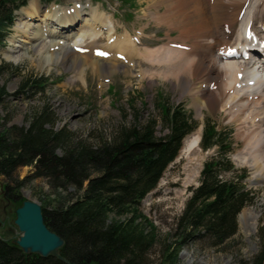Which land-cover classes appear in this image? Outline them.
<instances>
[{"label":"trees","instance_id":"16d2710c","mask_svg":"<svg viewBox=\"0 0 264 264\" xmlns=\"http://www.w3.org/2000/svg\"><path fill=\"white\" fill-rule=\"evenodd\" d=\"M26 4L27 0H0V49L7 43L17 12ZM10 70L14 69L0 63V80ZM49 82L48 77L29 75L15 94L43 95ZM10 95L0 85V175L12 184L7 187L14 208L25 200L20 193L23 182L14 179L23 166H34L36 176L48 178L55 192L74 187L76 193H67L54 206L44 200L41 204L48 228L65 240L61 254L68 263L25 253L13 240L0 238V264H146L156 235L148 234L137 222L139 207L158 187L185 137L196 128L186 109L163 98L158 115L144 123L120 125L110 139L90 143L76 140L65 127H53L55 115L47 107L25 126L9 125L2 107ZM159 123L167 133L158 134ZM202 146L204 150L217 147L218 155L204 163L200 183L191 189L177 227L185 236L220 246L238 233L239 215L255 197L247 188L248 171L237 169L229 157L232 147L226 131L208 122ZM225 173H231V178H225ZM259 237L258 252L237 264H264L263 231ZM179 251L170 252L163 264H176Z\"/></svg>","mask_w":264,"mask_h":264},{"label":"rangeland","instance_id":"374dc122","mask_svg":"<svg viewBox=\"0 0 264 264\" xmlns=\"http://www.w3.org/2000/svg\"><path fill=\"white\" fill-rule=\"evenodd\" d=\"M31 1L27 0V4L17 12L18 17L11 28L7 43L3 49H0V63L4 62L14 69L4 74L0 80V85H5L11 93L2 107V114L8 116L9 125L25 126L36 112L47 107L55 115V119L51 123L53 127L56 129L67 128L75 134L78 141L98 143L102 137L110 139L113 131L120 125H131L135 121L144 123L151 116L158 115V105L163 98L171 104L183 106L196 123L194 131L185 139L200 129H202V138L204 127L208 122L213 123L219 131L223 130L228 133L232 147L229 157L237 169L248 171L246 184L247 188L253 191L255 199L252 204L242 210L239 215V231L225 244L213 246L210 241L185 236L184 232L177 227L178 217L191 195V189L200 183L204 163L218 155V149L213 147L204 150L201 139L200 145L205 156L200 175L195 181L187 184L183 175L185 161L179 160L181 149L176 160L164 173L158 187L141 202L139 207L140 215L137 222L148 234L153 232L156 235V242L145 256L146 264H163L169 253L177 249L180 251L176 264H237L239 259H251L261 246L259 234L262 231L264 233V180L258 179V181L255 178V168L252 163L243 164L237 158V154L244 148V142L236 136L237 124L232 123L224 111L216 113V111L205 110L204 116L199 115L196 107L191 104L192 97L181 95L182 91L169 80L160 78L158 82L150 85L148 80L141 77V72L149 68V64L147 65L145 62H142L141 67H137L135 64L131 76H126L125 70L122 68L126 62V53L118 52L112 47L113 39L109 38L108 26L105 25L100 28L101 34L96 39L98 42L95 48H97L92 52L82 51L75 47L73 50L75 53L70 54L65 62L50 61L43 67L41 56L17 31L20 20H23L27 15L26 8ZM34 1L39 2L44 14L55 6L59 10L73 9L76 5L81 7V15L76 18L74 27L70 28L69 34L77 35L82 30L89 29L87 18H91L93 8H100L105 16L112 19L120 38L125 36L127 31H130L132 36L142 38L141 41L144 44L139 46L142 49L147 46L160 47L169 41V27L155 22L149 14L155 10L152 4L153 0ZM164 9V7L161 8V10ZM42 25H46L48 30L56 32L68 29L61 26L56 18L47 21V23L44 22ZM173 34L176 35L177 31ZM85 41L84 46L89 44L91 39ZM12 49L18 50L16 53L23 56L19 63L6 59L5 56ZM58 52L61 56H65V52L61 49ZM77 54L80 56L82 64L79 66L80 68L71 69ZM102 64L107 65L104 67V71L100 67ZM113 64L114 67H110V69L109 66ZM130 64L131 67L134 65L133 62ZM29 75L50 79L45 94H15L24 78ZM164 133H167V128L159 123L158 134L163 135ZM58 151L62 152L61 149ZM231 176V173L224 174V177L228 179ZM14 179L23 182L20 193L25 200H35L40 204L44 200L49 207L64 199L63 197H66L67 193H76L74 187L68 188L67 192L60 190L55 192L48 178L36 176L34 166L20 167L15 173ZM9 183L6 177L0 175V237L15 240L19 238L20 234L14 223L16 216L15 208L8 195L7 185ZM87 184L86 181L85 185ZM10 185L12 184L10 183ZM246 211H252L258 215L255 228L241 219L242 214ZM114 217L112 215L111 218ZM117 218L121 219V217Z\"/></svg>","mask_w":264,"mask_h":264},{"label":"bare ground","instance_id":"6f19581e","mask_svg":"<svg viewBox=\"0 0 264 264\" xmlns=\"http://www.w3.org/2000/svg\"><path fill=\"white\" fill-rule=\"evenodd\" d=\"M32 1L17 31L41 56L43 67L50 61L65 62L75 53V47L92 52L97 48L100 28L108 26L112 47L126 53L125 65L122 64L126 76H131L135 64L141 67L145 62L149 68L141 72V77L150 85L160 78L169 80L182 91L181 95L192 97L191 104L199 115L204 116L205 110L227 113L230 121L237 124L236 136L244 142L237 154L239 162L252 163L255 178L264 180V0H153L155 10L149 14L155 22L169 27V41L143 49L139 47L144 44L142 38L132 36L130 31L120 38L112 19L100 8H93L91 18H87L89 29L73 35L69 31L81 15V7L59 10L55 6L44 14L39 2ZM53 18L68 32L48 30L42 25ZM86 38L91 42L84 46ZM59 49L65 52L64 57ZM17 51L9 50L14 55L8 54L6 59L19 63L23 56ZM75 58L71 69L82 64L78 54ZM105 66H100L103 71ZM201 135L202 129L184 139L181 148L179 160L185 161L186 184L200 175L205 156ZM241 219L255 228L258 215L246 211Z\"/></svg>","mask_w":264,"mask_h":264},{"label":"water","instance_id":"95a60500","mask_svg":"<svg viewBox=\"0 0 264 264\" xmlns=\"http://www.w3.org/2000/svg\"><path fill=\"white\" fill-rule=\"evenodd\" d=\"M15 216L14 223L20 236L13 242L25 253L36 254L43 258L54 256L68 263L61 254L65 240L48 228L44 220L42 205L39 202L31 199L24 200L22 205L15 209Z\"/></svg>","mask_w":264,"mask_h":264},{"label":"flooded vegetation","instance_id":"af4514ba","mask_svg":"<svg viewBox=\"0 0 264 264\" xmlns=\"http://www.w3.org/2000/svg\"><path fill=\"white\" fill-rule=\"evenodd\" d=\"M8 204L10 205V202Z\"/></svg>","mask_w":264,"mask_h":264},{"label":"snow or ice","instance_id":"6c2138e0","mask_svg":"<svg viewBox=\"0 0 264 264\" xmlns=\"http://www.w3.org/2000/svg\"><path fill=\"white\" fill-rule=\"evenodd\" d=\"M101 55H103V53H101Z\"/></svg>","mask_w":264,"mask_h":264}]
</instances>
